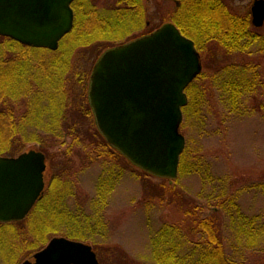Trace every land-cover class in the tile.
<instances>
[{
    "label": "rangeland",
    "instance_id": "1",
    "mask_svg": "<svg viewBox=\"0 0 264 264\" xmlns=\"http://www.w3.org/2000/svg\"><path fill=\"white\" fill-rule=\"evenodd\" d=\"M80 1L79 5L75 6L73 24L75 23L77 29L81 27L79 32L81 38H86L85 42L81 41L75 46L78 43L76 37L77 39L79 37L73 30L71 35L60 41L56 51L59 50L61 54L64 52L67 57L69 56L73 75L70 81L66 80L61 84L74 89L77 95L76 101L80 103L77 104V113L79 109L81 132L89 136L96 133L95 121L88 99H82L78 94L83 92L87 96L93 66L107 47L125 44L145 36L165 23L175 25L173 21L175 15L172 14L175 5L172 0H139L140 5L135 10L129 7L124 10L119 20L105 24L98 20L99 17L95 12L99 11L101 17L107 18L117 6L115 4L119 2L126 4V1L130 0ZM253 2L254 0H217L211 5L221 6L208 12L207 17L225 12L238 16L249 15L251 21L250 9ZM119 6L125 8L126 5ZM196 11L202 13L200 9H192V13L189 9L187 12L182 10L178 22L186 27L194 40L198 41L195 33L200 31L198 26L201 21L197 16L195 21L193 18L190 19ZM191 24L196 26L193 27ZM251 30L264 38V24L260 28L251 26ZM8 45H10L9 41L0 39V49L5 50ZM199 47L201 49V45ZM15 50L24 54L28 52L30 56L28 58H34L33 51L28 49L22 51L18 48ZM196 51L200 58L201 72L205 76L202 81L195 83L197 89L193 90L192 95L195 97L198 91L199 100L201 99L202 102L201 113L198 121L193 115L189 118L184 117L179 128L185 139L182 175L176 180L179 175L178 167L175 179L154 177L131 164L116 150L98 149L104 157L114 156L116 169L120 173L119 179L107 197L106 204L101 205V211L98 209L99 213L96 214L100 217L98 229L89 231L90 240L79 241L95 249L99 264H155L151 254V238L160 227L178 226L182 233L187 235L188 240L195 243L199 239L194 230L195 222L211 215H215L217 219V228L223 236L225 252L236 258L241 256L247 264H264V239L259 241L254 249L241 250L235 241L236 228L226 226V218L220 208L221 202L226 203L228 199H234L246 218L250 220L254 218L255 222L264 223V117L259 107V103H264V44L255 48L249 56L228 55L221 47L212 43L204 45L202 51L198 49ZM8 53L10 59L16 51L8 50ZM48 54V52L46 55L41 53V56L48 61ZM55 54L51 56H56ZM5 56L7 55H3L4 58ZM231 63H251L255 66L258 79L262 83L254 98H247L237 113L231 112L226 104V107L223 106L216 85L213 83V75L222 66ZM78 75L85 80L84 86L74 82L73 77L76 80ZM57 77H61L60 71ZM65 79L66 77L63 76L62 81ZM46 140V149L43 150L46 159L45 184L46 179L47 181L51 179L54 173L60 174L61 180L69 182L68 188L74 195L73 199H68L69 205L80 207L79 209L83 210L82 215H94L95 209L100 206L90 208L89 202L96 196V180L104 169L111 167L114 162L109 158H100L96 162L85 160L87 154H90V146L85 151L78 146H72L70 137L64 138L62 135L58 140V137L49 135ZM27 150L42 152V149L33 143L26 144L23 151ZM107 162L110 163L104 166ZM194 163L201 166L200 173H185L188 168L192 169L191 165ZM56 185L58 186L59 183L56 182ZM54 186L55 183H52L50 189ZM50 189L47 190L45 186L40 198V200L44 198L45 205L46 194L49 199L53 195L49 194ZM66 191L63 189L59 192L64 196ZM39 210L38 207L32 215H29V212L21 220L23 225L16 227L17 232H25L26 244L35 245L40 228L43 229L44 225L48 227L55 221V218L46 214L44 209ZM186 211L189 214H186ZM33 215L36 216L32 218ZM31 221H34L32 226L29 225ZM58 226L56 234L46 235L47 241L44 245H40V250L53 237L67 238L61 233L64 227ZM25 243H21L22 247L19 251L18 249L12 251L17 255V264L31 260L32 255L39 251L38 248L27 249ZM9 260L0 255V264H9Z\"/></svg>",
    "mask_w": 264,
    "mask_h": 264
},
{
    "label": "trees",
    "instance_id": "2",
    "mask_svg": "<svg viewBox=\"0 0 264 264\" xmlns=\"http://www.w3.org/2000/svg\"><path fill=\"white\" fill-rule=\"evenodd\" d=\"M180 8L179 13L187 9L201 10L202 13L196 11V14L191 15L190 19L195 21L196 16L200 19V31L195 33L198 41L194 40L186 27L178 22V19H173L174 24L179 31L194 41L195 47L198 50L203 49V46L215 44L221 47L226 54L233 56H249L252 51L264 44V38L251 30V21L249 15L238 16L234 14L217 13L207 17L208 12L215 10L217 6L211 5L217 0H177ZM81 1H75L71 6L75 16V6ZM113 11L109 13L107 18L101 17V12H95L99 17L100 22L105 24L111 23L113 20H119L123 15L124 10L129 7L134 9L140 5L139 0L126 1V4H115ZM119 5H126L121 8ZM85 11V10H84ZM83 11V12H84ZM178 13V14H179ZM214 15V16H213ZM109 22V23H108ZM193 26V24H191ZM196 26V25H194ZM193 26V27H194ZM81 27L73 28L66 35L68 37L75 30L77 46L81 41L85 42L86 38H81L79 32ZM198 29V28H197ZM90 35V34H88ZM64 37V38H65ZM91 38L90 36H88ZM63 38V39H64ZM1 40L9 41L5 50L0 49V157H16L25 152L23 149L26 144H37L40 149H46L47 136L54 135L58 140L63 135L72 139V146H78L81 150L91 148L90 154H87L85 160L96 162L100 158L112 159L111 167L104 169V172L96 180V196L89 202V207L95 209L94 215H82L83 210H80L77 205H69L68 199L74 198L73 192L69 187V182L65 184L66 194L63 196L58 190L52 192V197L49 199L46 194L45 200L42 198L35 204L29 215L34 214L39 207V211H46V214L55 221L50 226L44 225L37 233L39 238L37 243H28L24 241L25 232H17L16 227L22 226L23 221H15L8 223H0V255L9 258V264H17V255H14L13 250H20L21 243L26 244L27 249L40 250V245H44L47 241L46 235L57 233V226L64 227L61 233L70 239L77 241L90 240L88 237L90 232L98 229L100 217L96 214L101 211V205L106 204L115 182L119 179V171H117L113 159V155L104 157L98 149L107 148L111 151L115 150L111 147L101 134L96 130L93 135H85L81 132L82 123L80 122L79 109L77 113V95L71 86L62 85L66 80L70 81L73 75L72 68L69 63V56L64 52H51L45 49H34L20 45L8 38L0 37ZM62 39V40H63ZM61 40V41H62ZM121 45V44H120ZM201 45V49L199 47ZM118 46V45H117ZM116 46L107 47L106 50ZM15 48L27 51H33V59H29V53H20ZM25 48V49H24ZM8 50L16 51L12 54V58H8ZM105 50V51H106ZM49 53V60L46 61L41 56V53ZM56 56H51L52 54ZM5 56V58L3 57ZM10 57V56H9ZM16 59H14V58ZM22 57V58H20ZM30 57V56H29ZM60 71V78L57 73ZM77 74V72H76ZM66 79L62 81V77ZM204 73L193 81L185 90L187 95V105L182 109L183 119L189 118L190 115L195 116L197 121L201 113L199 93L196 96L192 95L195 88V83L202 81ZM74 82L84 86L85 80L78 75ZM213 83L219 93L220 100L223 106L230 107L231 112L237 113L247 98H254L257 89L262 85L258 79L256 68L251 63L248 64H227L222 66L214 75ZM82 88V87H81ZM80 92V91H79ZM82 99H88L83 92L78 94ZM226 104V105H225ZM262 115L264 117V103H259ZM80 108V107H79ZM183 121V120H182ZM97 129V128H96ZM47 133V136H46ZM28 151V150H27ZM40 152V151H39ZM45 155V154H44ZM183 157H180L179 175L176 180L182 175ZM110 162L104 163V166ZM190 167V166H189ZM185 173L197 174L201 171V166L197 163L191 165ZM46 173V172H45ZM44 173V179H45ZM53 178L60 179V174H53ZM53 183V182H52ZM63 196L62 198H60ZM223 216L226 218L227 227L236 228L235 241L241 250L254 249L259 241L264 239V223L253 219L246 218L240 206L234 199H228L226 203L220 204ZM186 214H189L186 211ZM82 213V214H81ZM45 214V213H44ZM28 215V217H29ZM40 215V214H39ZM37 215V216H39ZM36 215L31 216L32 218ZM27 217V219H28ZM25 219V221H27ZM31 219V218H30ZM94 220V222H92ZM215 215L205 216L201 220L195 222V232L198 234V241L192 243L188 240L187 235L182 233L178 226L164 225L155 232L151 238V254L155 264H247L243 258H236L224 250L223 236L218 230V223ZM34 221L29 222L33 225ZM22 228V227H21ZM48 230V231H47ZM47 231V232H46ZM19 238H22L19 239ZM19 241V242H18ZM93 249V248H92ZM4 251V252H3ZM95 251V249H93ZM257 250H255L256 252ZM31 259V258H30Z\"/></svg>",
    "mask_w": 264,
    "mask_h": 264
},
{
    "label": "water",
    "instance_id": "3",
    "mask_svg": "<svg viewBox=\"0 0 264 264\" xmlns=\"http://www.w3.org/2000/svg\"><path fill=\"white\" fill-rule=\"evenodd\" d=\"M78 0H0V37L55 52L71 32ZM251 24H264V0H254ZM193 41L171 23L106 50L93 66L88 101L96 128L131 164L175 179L185 139L179 128L186 88L200 74ZM45 156L35 150L0 157V223L23 220L44 189ZM21 264H99L92 247L53 237Z\"/></svg>",
    "mask_w": 264,
    "mask_h": 264
},
{
    "label": "flooded vegetation",
    "instance_id": "4",
    "mask_svg": "<svg viewBox=\"0 0 264 264\" xmlns=\"http://www.w3.org/2000/svg\"><path fill=\"white\" fill-rule=\"evenodd\" d=\"M172 1H173L174 5H175V8H174L172 14L175 15V16H174V19H178V16H179V14H178V13H179V3H178L177 0H172ZM52 182L55 183V186H54L53 189H50ZM56 182L59 183L58 186L56 185ZM66 183H67L66 180L63 181V180H61V179H55V178L52 177V178L49 179L48 181H47V179H46V184H45V186H46L47 190H49V189L51 190V191H49V194H50V193H52V192H55V190L61 191V190L65 189V184H66ZM47 190H46V191H47Z\"/></svg>",
    "mask_w": 264,
    "mask_h": 264
}]
</instances>
